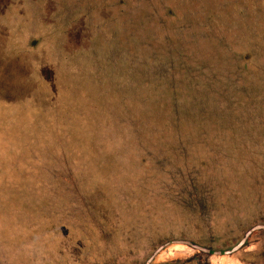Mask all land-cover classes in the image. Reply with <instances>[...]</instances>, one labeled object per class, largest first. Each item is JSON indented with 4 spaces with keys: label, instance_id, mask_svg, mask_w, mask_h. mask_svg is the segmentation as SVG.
<instances>
[{
    "label": "rangeland",
    "instance_id": "374dc122",
    "mask_svg": "<svg viewBox=\"0 0 264 264\" xmlns=\"http://www.w3.org/2000/svg\"><path fill=\"white\" fill-rule=\"evenodd\" d=\"M255 225L264 0H0V264H264L175 243Z\"/></svg>",
    "mask_w": 264,
    "mask_h": 264
},
{
    "label": "water",
    "instance_id": "95a60500",
    "mask_svg": "<svg viewBox=\"0 0 264 264\" xmlns=\"http://www.w3.org/2000/svg\"><path fill=\"white\" fill-rule=\"evenodd\" d=\"M260 230H264V225H255L253 227H251L250 229H248L246 231V233L243 235L242 239L239 241V243L232 247L231 249L225 250V251H212L209 248L200 246L194 242L191 241H185V240H181V241H175L176 244L179 245H183L186 246L196 252L199 253H204L207 255H215V256H228V255H232L234 253H237L238 251H240L243 247H245L247 245V241L249 239V237L251 236V234L253 232L256 231H260ZM172 244V242H167L163 245H161L154 253L153 255L144 263V264H150L152 262V260L154 259V257L162 250L164 249L166 246Z\"/></svg>",
    "mask_w": 264,
    "mask_h": 264
},
{
    "label": "trees",
    "instance_id": "16d2710c",
    "mask_svg": "<svg viewBox=\"0 0 264 264\" xmlns=\"http://www.w3.org/2000/svg\"><path fill=\"white\" fill-rule=\"evenodd\" d=\"M155 112V111H154ZM156 112H158V109L156 110ZM156 112H155V116H156ZM42 222V221H41ZM39 224V223H38Z\"/></svg>",
    "mask_w": 264,
    "mask_h": 264
}]
</instances>
